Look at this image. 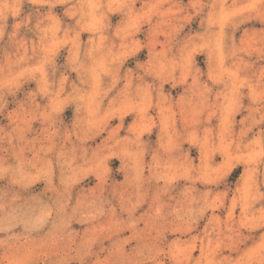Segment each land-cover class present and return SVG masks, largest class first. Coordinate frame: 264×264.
Masks as SVG:
<instances>
[{"label": "clouds", "instance_id": "1", "mask_svg": "<svg viewBox=\"0 0 264 264\" xmlns=\"http://www.w3.org/2000/svg\"><path fill=\"white\" fill-rule=\"evenodd\" d=\"M0 264H264V0H0Z\"/></svg>", "mask_w": 264, "mask_h": 264}]
</instances>
